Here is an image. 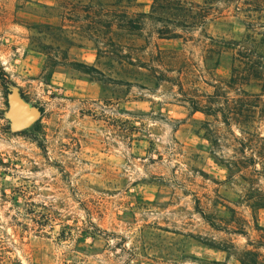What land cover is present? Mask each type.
I'll return each instance as SVG.
<instances>
[{
  "label": "rangeland",
  "instance_id": "obj_1",
  "mask_svg": "<svg viewBox=\"0 0 264 264\" xmlns=\"http://www.w3.org/2000/svg\"><path fill=\"white\" fill-rule=\"evenodd\" d=\"M63 6L0 0V264H264V209L249 206L263 180L233 175L213 155H232L230 136L178 102L180 86L135 80L162 51L166 69L182 62L169 75L207 98L232 72L221 43L241 41L244 26L224 12L196 31L209 44L200 47L156 40L147 19L140 37L118 31L117 57ZM17 104L37 113L31 127L16 129Z\"/></svg>",
  "mask_w": 264,
  "mask_h": 264
},
{
  "label": "trees",
  "instance_id": "obj_2",
  "mask_svg": "<svg viewBox=\"0 0 264 264\" xmlns=\"http://www.w3.org/2000/svg\"><path fill=\"white\" fill-rule=\"evenodd\" d=\"M57 1L64 5L62 15L66 14L69 20L75 18L76 25L72 26L88 35L100 53L107 55L110 49L117 57H120L123 47L119 39L123 35L118 31L140 37L147 19L154 22L149 36L156 40L178 39L206 47L209 44L204 43L202 36L196 37V31L202 35L208 21L227 16L222 14L230 12L244 26L246 33L241 41L221 43H224L223 48L233 51L232 72L227 81L212 85L214 90L207 98L189 95L183 89L188 77L181 72L178 76L169 75L172 67L182 62L177 57L171 58L170 66L167 65L169 69H166L162 63V51H158L156 56L157 66H139L136 71L138 79L135 80L142 88H157L162 83L180 86L181 97L176 100L193 113L201 112L208 118H214L207 122L209 131L215 133L216 128L222 125L230 136L226 143L232 155L218 157L214 151L213 155L231 174L244 178L251 169V176L264 182V137H261L264 129V0H154L148 13L134 9L139 5L137 0ZM204 37L213 40L212 37ZM117 80L131 84L121 76ZM235 131L240 133L238 138H233ZM249 206L253 210L264 209V192ZM257 227L264 231V227Z\"/></svg>",
  "mask_w": 264,
  "mask_h": 264
},
{
  "label": "water",
  "instance_id": "obj_3",
  "mask_svg": "<svg viewBox=\"0 0 264 264\" xmlns=\"http://www.w3.org/2000/svg\"><path fill=\"white\" fill-rule=\"evenodd\" d=\"M12 117L15 121L16 129L24 130L34 124L37 113L34 110L29 109L26 105L17 104L12 108Z\"/></svg>",
  "mask_w": 264,
  "mask_h": 264
}]
</instances>
